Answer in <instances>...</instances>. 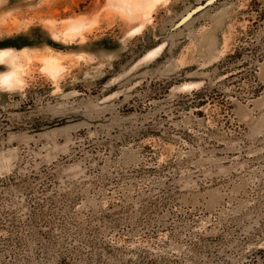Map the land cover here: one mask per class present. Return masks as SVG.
Here are the masks:
<instances>
[{
    "label": "rangeland",
    "instance_id": "rangeland-1",
    "mask_svg": "<svg viewBox=\"0 0 264 264\" xmlns=\"http://www.w3.org/2000/svg\"><path fill=\"white\" fill-rule=\"evenodd\" d=\"M118 10L0 0V264H264V0Z\"/></svg>",
    "mask_w": 264,
    "mask_h": 264
},
{
    "label": "bare ground",
    "instance_id": "bare-ground-1",
    "mask_svg": "<svg viewBox=\"0 0 264 264\" xmlns=\"http://www.w3.org/2000/svg\"><path fill=\"white\" fill-rule=\"evenodd\" d=\"M161 1H164V0H110V3L113 6V8L115 7L117 9H119V10L127 11V12H129L130 15L131 14H138L139 16L141 15L143 18L147 19V18L150 17L154 5L156 3H158V2H161ZM83 23H82V25H83ZM136 31H138V29L132 30V32H136ZM155 53H156V49L153 50V51L148 52L145 55V58H151V57H153L155 55ZM9 55H10V51H0V61H3L4 58L9 56ZM9 60H10L9 61L10 64L13 67H12V70L7 72V75H8V78L10 79V81H11V86L13 87L16 84L20 83V81H19V77H18V72L16 71V68H15L16 67V65H15V57L12 56L11 59L9 57ZM42 61L44 63L43 68L45 70H47L48 72H50L52 74H55V73H57L59 71L58 63L54 59V57H52V58H43Z\"/></svg>",
    "mask_w": 264,
    "mask_h": 264
},
{
    "label": "clouds",
    "instance_id": "clouds-1",
    "mask_svg": "<svg viewBox=\"0 0 264 264\" xmlns=\"http://www.w3.org/2000/svg\"><path fill=\"white\" fill-rule=\"evenodd\" d=\"M0 90H12L11 81L7 73H0Z\"/></svg>",
    "mask_w": 264,
    "mask_h": 264
}]
</instances>
